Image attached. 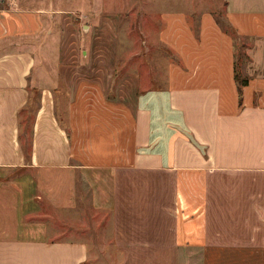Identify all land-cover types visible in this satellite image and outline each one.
Masks as SVG:
<instances>
[{"label": "crops", "instance_id": "0c3cea01", "mask_svg": "<svg viewBox=\"0 0 264 264\" xmlns=\"http://www.w3.org/2000/svg\"><path fill=\"white\" fill-rule=\"evenodd\" d=\"M21 1L0 0V264H88L87 244L48 240L36 221L39 191L70 209L77 176L133 252L158 254L144 258L264 264V0H220L236 41L214 10L162 11L154 50L175 59L158 75L137 54L132 82L114 68L73 81L54 60V4Z\"/></svg>", "mask_w": 264, "mask_h": 264}, {"label": "rangeland", "instance_id": "374dc122", "mask_svg": "<svg viewBox=\"0 0 264 264\" xmlns=\"http://www.w3.org/2000/svg\"><path fill=\"white\" fill-rule=\"evenodd\" d=\"M177 1L22 0L18 5L23 8L39 9L49 8L54 4L56 11L54 28L57 37L61 40L59 42L58 39L54 60H58L61 54H64V58L71 62L72 68L67 71L73 81L85 75L95 76L97 71L102 69L109 75L114 68L115 81L125 77L126 81L132 82L137 77L135 75L140 72L138 69L134 71L132 67L133 58L137 62L140 60L137 54L144 55L146 62H152L153 70L158 75H164L166 62L169 66L175 59L171 52L154 50L159 40L154 33L155 22L153 23L151 19L158 17L162 11L180 8L198 12L214 10L218 14L219 22L223 26H228L224 20V9L220 0H181V3L180 0ZM150 46L153 47L147 53ZM238 49H241L239 45ZM101 56H108V58L104 57L106 66L98 64L102 60ZM114 58L116 65L115 61L112 65H108ZM46 71L54 72L51 64H48ZM56 71L58 72L57 68ZM72 85L74 87L75 84ZM112 94L113 91L110 98ZM132 97L133 94L130 98ZM157 177L158 179L152 184L153 187L158 185V188L161 187L165 191L158 199L160 207L166 210L161 211L160 214L168 219L174 201L172 177L168 175ZM76 184L77 196L70 209L56 207L52 202L54 199L51 200L47 193L39 191L37 203L40 205V211L37 213L36 221L46 228L48 240L84 242L90 248L88 264H201L200 260L191 259L144 258L158 254L133 252L128 239L115 234L117 219L114 213L95 207L93 192L90 187L83 184L82 177L77 176ZM133 241L135 239L129 240V242ZM126 255L129 257L125 258Z\"/></svg>", "mask_w": 264, "mask_h": 264}, {"label": "trees", "instance_id": "16d2710c", "mask_svg": "<svg viewBox=\"0 0 264 264\" xmlns=\"http://www.w3.org/2000/svg\"><path fill=\"white\" fill-rule=\"evenodd\" d=\"M225 28V32L231 34L233 36V38L235 39V41L238 39L237 35H235V32L233 30L230 29V27H224ZM242 54H239V57L236 59V63H235V67H236V80L239 84V88L241 89L242 87H244L247 83H248V80L247 79H240V76H239V62L240 60L242 59ZM242 91V89L240 90V92ZM26 152L29 153V148L26 147Z\"/></svg>", "mask_w": 264, "mask_h": 264}]
</instances>
